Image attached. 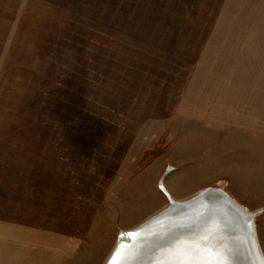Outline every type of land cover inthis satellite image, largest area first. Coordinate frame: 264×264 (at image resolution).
Segmentation results:
<instances>
[{"label": "rangeland", "instance_id": "obj_1", "mask_svg": "<svg viewBox=\"0 0 264 264\" xmlns=\"http://www.w3.org/2000/svg\"><path fill=\"white\" fill-rule=\"evenodd\" d=\"M251 32L264 0H0V214L101 264L167 203L159 180L175 199L220 187L255 212L264 256V138L182 105L209 34Z\"/></svg>", "mask_w": 264, "mask_h": 264}, {"label": "crops", "instance_id": "obj_2", "mask_svg": "<svg viewBox=\"0 0 264 264\" xmlns=\"http://www.w3.org/2000/svg\"><path fill=\"white\" fill-rule=\"evenodd\" d=\"M208 37L182 97L185 115L264 138V32ZM76 249L65 230L32 225L24 213L0 214V264H66Z\"/></svg>", "mask_w": 264, "mask_h": 264}, {"label": "water", "instance_id": "obj_3", "mask_svg": "<svg viewBox=\"0 0 264 264\" xmlns=\"http://www.w3.org/2000/svg\"><path fill=\"white\" fill-rule=\"evenodd\" d=\"M158 185L167 203L137 225L120 229L101 264H109L117 245L125 264H163L171 258L178 244L188 241L211 243L228 250L229 264H264L255 236V212L237 203L220 187H206L188 197L175 199L161 180ZM241 208L246 212L240 215L245 216V220L250 215L254 230L244 228L239 221L237 212ZM125 250L126 253L121 254Z\"/></svg>", "mask_w": 264, "mask_h": 264}, {"label": "snow or ice", "instance_id": "obj_4", "mask_svg": "<svg viewBox=\"0 0 264 264\" xmlns=\"http://www.w3.org/2000/svg\"><path fill=\"white\" fill-rule=\"evenodd\" d=\"M242 212H246V210L241 208L237 212L242 226L246 229L254 230L251 225L250 215L245 220V216L240 215ZM127 235L132 236L134 234L128 233ZM204 240L207 241L208 237H204ZM119 249L120 245H117V250L113 253L109 264H125L124 258L119 255ZM170 256L171 258L165 260L163 264H229V261L226 260L228 250H222L211 243L182 242L177 245ZM156 264H159V262H156Z\"/></svg>", "mask_w": 264, "mask_h": 264}, {"label": "bare ground", "instance_id": "obj_5", "mask_svg": "<svg viewBox=\"0 0 264 264\" xmlns=\"http://www.w3.org/2000/svg\"><path fill=\"white\" fill-rule=\"evenodd\" d=\"M164 188H165V187H164ZM165 189H166V188H165ZM166 191H167V190H166ZM125 253H126V250H125L124 252H122L121 254H125ZM129 253H130V251H129ZM129 253H128V254H129Z\"/></svg>", "mask_w": 264, "mask_h": 264}]
</instances>
